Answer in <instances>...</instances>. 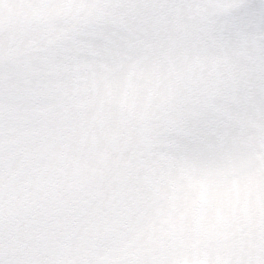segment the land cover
<instances>
[{"label": "snow or ice", "instance_id": "6c2138e0", "mask_svg": "<svg viewBox=\"0 0 264 264\" xmlns=\"http://www.w3.org/2000/svg\"><path fill=\"white\" fill-rule=\"evenodd\" d=\"M0 264H264V0H0Z\"/></svg>", "mask_w": 264, "mask_h": 264}]
</instances>
